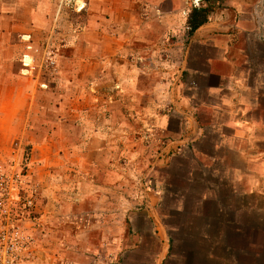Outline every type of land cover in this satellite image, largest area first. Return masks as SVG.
<instances>
[{"label": "rangeland", "instance_id": "374dc122", "mask_svg": "<svg viewBox=\"0 0 264 264\" xmlns=\"http://www.w3.org/2000/svg\"><path fill=\"white\" fill-rule=\"evenodd\" d=\"M256 1L261 3L257 18L261 26L248 36L249 45L243 49L246 59L238 98L240 106L245 105L247 114L257 120L258 130L252 140L236 146H251L264 152V0ZM86 15L87 12L67 18L71 30L82 32ZM170 39L172 50L168 57L173 60L172 73L160 77L158 83L169 79L172 85L158 89L154 99L148 94L149 98L142 100L123 136L115 131L109 136V158L94 154L100 151L101 142L97 150L90 149L91 129L95 125L97 130L106 127L101 122L90 125L86 121L90 115L100 119L112 113L101 101H95L97 107L85 108L82 99L77 109L80 117L74 122V108L63 104L61 90L35 92L34 86L29 85L35 99L24 108L11 131L0 132V184L4 187V193L0 191V218L7 211L6 220L13 222L23 235L21 264H71L76 260L90 264L91 259L98 264H133L132 258L139 254L144 258L159 255L162 244H166V252L158 257V264H264V183L257 193H251L240 183V191L234 195L229 180L232 172L226 167L238 164V159L231 153L223 155L221 164H209L208 169H202L197 160L199 144L191 137L194 128L188 118L195 114L198 101L211 105L217 102L198 90L195 76L182 72L184 62L188 61L185 57L190 48L189 31L185 27L182 35ZM69 50L63 42L60 53ZM79 96L84 98V93ZM111 125L115 129L120 124ZM180 139L184 148L180 147ZM214 141H218L216 136L200 147L212 152ZM92 161H118L124 166V199L118 204L122 216L116 218L113 203L114 212L100 222L114 228L108 243L100 245L97 230L95 236H82L84 244L90 238L92 245L85 252L76 253L70 248L74 236L70 213L78 202L73 203L69 196L70 180H75L76 168L84 178L86 173L82 169ZM247 184L248 187L250 183ZM207 194H211L212 201L202 202ZM200 208L203 218L196 217ZM141 212L153 216V230L148 220L138 217ZM3 225L4 220L0 227ZM139 227L143 234L137 236ZM60 239L66 245H61ZM140 242L148 245L146 250L138 251Z\"/></svg>", "mask_w": 264, "mask_h": 264}, {"label": "crops", "instance_id": "0c3cea01", "mask_svg": "<svg viewBox=\"0 0 264 264\" xmlns=\"http://www.w3.org/2000/svg\"><path fill=\"white\" fill-rule=\"evenodd\" d=\"M61 1L0 0V132L11 131L24 108L35 99L30 95L29 85L34 86L35 92L61 90L63 104L74 108V122L80 117L77 109L82 99L85 108L97 107L95 101H101V105L112 112L100 119L93 115L86 119L90 125L101 122L106 127L97 130L95 125L91 129L93 141L90 149L97 150L101 142L100 151L94 154L109 158L112 143L108 141L109 136L114 131L123 136L127 123L133 121L131 117L140 110L142 100L148 94L154 99L158 89L172 85L169 79L160 84L158 81L162 76H171L170 36L182 35L189 11L184 0H90L85 28L79 34H73L66 16L59 13ZM207 2L213 9L212 18L191 36L185 57L188 61L182 68V72L196 77L200 92H206L217 102L211 105L198 101L195 114L188 118L194 128L191 137H195L199 144L197 160L205 170L209 164H221L223 155H235L238 164L226 167L232 172L229 179L232 193H239L240 183L251 193H257L264 183V152L251 146L236 145L252 140L258 130L257 120L247 114L245 105L240 106L238 92L246 59L243 49L249 45L248 36L250 38L261 26L257 21L261 3L256 0ZM228 18L230 22H227ZM23 36H30V42H24ZM63 42L70 49L67 54L60 53ZM52 51L57 59L56 72L44 63L46 55ZM25 56L36 62L31 75L24 73L22 60ZM81 92L84 98L79 96ZM114 112L119 114L114 115ZM113 123L120 125L113 129ZM211 135L218 141H214L212 152H206L200 144L211 140ZM182 140L179 143L184 148ZM115 152L117 155V147ZM79 170L74 169L75 180H70L68 192L73 203L78 202L74 203L75 211L70 213L74 232L70 248L76 253L85 252L92 245L90 238L84 244L82 236H95L97 230L100 245L104 247L108 243V235L114 233V228L106 224L102 226L100 222L110 215L108 213L114 212L113 203H116V218L122 216H119L118 204H122L125 191V169L118 161L86 163L82 169L86 173L84 178ZM247 183H250L248 187ZM205 201H212L211 194L202 199ZM81 210L85 213L81 214ZM201 210L196 217L203 218ZM138 215L140 219L148 220L149 228L154 229L150 213ZM115 232L119 235V228ZM139 234H143V228L139 227L135 235ZM63 241L60 239L61 245L65 244ZM138 244L141 246L138 251L147 249L144 242ZM120 245L118 238L117 249ZM165 246L162 244L159 255L154 253L152 258L150 255L140 257V254L133 257V264H158V257L165 255ZM92 260L98 264L96 259H91L90 264H93ZM71 264L83 262L76 260Z\"/></svg>", "mask_w": 264, "mask_h": 264}, {"label": "built area", "instance_id": "2783aa9c", "mask_svg": "<svg viewBox=\"0 0 264 264\" xmlns=\"http://www.w3.org/2000/svg\"><path fill=\"white\" fill-rule=\"evenodd\" d=\"M89 4L90 0H62L59 13L68 19L75 16L79 17L88 11ZM184 5L186 10L189 11V15L195 9L207 8L208 2L207 0H184ZM72 32L74 34L80 33L77 29L72 30ZM22 40L24 42H30V36H23ZM22 63L24 65V73L27 75L33 74L36 69L35 59L30 56H25ZM44 63L53 72L57 71V59L53 51L46 55ZM0 191L2 194L4 193L3 183L0 184ZM7 217L9 218V214L5 211L4 216L0 218V223L4 220V225L0 227V232H3V237L0 239L4 242L3 244L0 242V264H21L19 250L23 244V235L15 228L13 222L6 220ZM8 242L10 244H7Z\"/></svg>", "mask_w": 264, "mask_h": 264}, {"label": "trees", "instance_id": "16d2710c", "mask_svg": "<svg viewBox=\"0 0 264 264\" xmlns=\"http://www.w3.org/2000/svg\"><path fill=\"white\" fill-rule=\"evenodd\" d=\"M213 9L211 7L195 9L187 16L186 29L190 36L208 24L212 18Z\"/></svg>", "mask_w": 264, "mask_h": 264}]
</instances>
